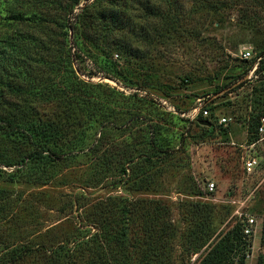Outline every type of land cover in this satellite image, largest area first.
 Masks as SVG:
<instances>
[{"label": "rangeland", "instance_id": "1", "mask_svg": "<svg viewBox=\"0 0 264 264\" xmlns=\"http://www.w3.org/2000/svg\"><path fill=\"white\" fill-rule=\"evenodd\" d=\"M93 1L0 0V264H264V69L244 56L264 55V0H97L76 19ZM111 2L129 30L106 41L100 13ZM70 79L89 102L70 100ZM207 96L214 116L201 127L200 113L188 115ZM5 115L47 124L51 137H7ZM33 141L70 152L40 155ZM109 196L136 213L125 236L121 218L99 212Z\"/></svg>", "mask_w": 264, "mask_h": 264}, {"label": "trees", "instance_id": "2", "mask_svg": "<svg viewBox=\"0 0 264 264\" xmlns=\"http://www.w3.org/2000/svg\"><path fill=\"white\" fill-rule=\"evenodd\" d=\"M94 1L91 4L84 6L79 13L77 12L76 19H78V18L80 19L83 16V14H86L87 11L90 8H92L94 6V4L97 2V0H94ZM75 2L77 3L78 0H75ZM111 5H112L111 7H108L106 10L104 9L105 11L100 13L102 15L101 20L106 21V24L108 26V28H105L106 30L104 32V37H105L104 40H106V41L110 40L109 36L111 33L110 34L107 33L108 31L112 32V30H115L114 32L117 34L119 31H124V33H126L129 30V27L126 26L128 24V20L124 19L121 16L122 11L116 10L117 9L116 3L111 2ZM183 6H184L183 4H179V2L177 3V7L182 8ZM6 19L7 20H13V21H21V22L28 20L27 17L24 16L22 13L9 14ZM91 21L93 22V20H91ZM95 23L99 24V21L96 20ZM68 26H70V28H72L74 30L76 25L74 22H71ZM15 37L17 39L16 44H18V45H20V43H22L21 46L26 47L27 44L29 43V40L27 39L28 37L22 36V38H20L17 35ZM124 37H125L124 34H122V37H121V40L119 43L120 47L122 49L123 48H129V49L131 48V50H132V47L130 46V44H128L127 37L126 38H124ZM6 42L7 43L5 46L7 48L8 47L10 48L15 44L13 39L8 40ZM25 42H28V43H25ZM28 49L30 50L31 48L29 47ZM5 51H6V49H4V52ZM94 61L96 62V60H94ZM129 61L130 60H128V62ZM72 62H73V60L67 54V68L70 72V76H73V73H74L73 67H72ZM97 63H98L97 68L99 70L105 71V70L111 69V67H112V62H111V60H109L107 58L106 54H104V57L101 58L100 63L99 62H97ZM260 63H261V68L259 67L257 72H259V70H261V69H264V65H263L264 59ZM67 85L69 87L73 88L75 86V83L73 80L70 79L67 82ZM6 86L9 90V92L13 95L23 96L26 98H33V97L38 96L37 92H35L33 89H24L22 87H19V86L15 87V86L10 85V84H7ZM0 93H1V91H0ZM38 93H39V95H42L41 97L44 98L43 91H39ZM69 93H70V95H69L70 100L75 102V103H79V102L86 103V102H89V100H90V98L84 97L83 92L77 88L71 89L69 91ZM208 98H209V96H208ZM154 103L156 105H158L159 102L158 103L154 102ZM206 107L209 111V115L203 116L200 113L201 119H196L197 123L199 122L198 124L201 127H206L204 124H201V123H203L205 121L209 122V120L214 116V113L212 112V109H211L212 103L207 102ZM260 118H261L260 116H256L251 120V122H249L248 131L253 130L255 126L257 128V126L260 124ZM3 123L5 126L6 135H7V137H10V138L13 136H19V137L26 136L27 138L32 137V136H35V137L40 136L43 139H45V138L48 139L51 137L49 126L47 124L38 125V123H36V122L17 124V123H15L14 120H12L7 115H5L3 117ZM33 146H34L33 151H35V153L42 155L44 152L48 151V152H51L52 156H57V158H60L62 155L68 154L70 152L68 149L69 148L68 145H66L63 148L62 146H59V145L57 146V143H55V147L53 149L50 148L49 146H45V143H41V142L40 143H34V141H33ZM34 157H35L34 152L29 153L26 157H23L22 159H20V161L18 163H14V164H16L17 169H18L19 166H22L26 163L27 159H34ZM144 159L146 161H148V160H151V157L150 156H144ZM118 168H119V172L121 174H126L128 171V166L125 164H120V165L118 164ZM13 176H14V174H13ZM126 200H127L126 198H122V202L117 203L115 200V197L109 196V197H107L105 202L101 203L103 205H101L99 207V212H100L102 217H109V216L117 215V218H121L122 222L120 223V230H117V231H119L120 236H125V231H126L125 226L129 220V217L136 214L134 212L130 214L131 207L128 206L129 203ZM123 202H125V203H123ZM134 210L136 211V209H134ZM150 212H152V213L149 214V225H147V230L148 231H155L154 225L158 221V215H157V213H155V211H150ZM116 213H118V214H116ZM107 224H110V223L107 222ZM204 226H206V225H204ZM242 231H243V227L241 225V232ZM238 243H241V242L239 241ZM153 247H154V245H153ZM151 249L155 250L152 247H151ZM238 263L244 264V255H242L239 258ZM260 263H262V262L258 261L257 264H260Z\"/></svg>", "mask_w": 264, "mask_h": 264}, {"label": "built area", "instance_id": "3", "mask_svg": "<svg viewBox=\"0 0 264 264\" xmlns=\"http://www.w3.org/2000/svg\"><path fill=\"white\" fill-rule=\"evenodd\" d=\"M244 56H245V58H251V57L255 58L256 66L258 64H260V62L264 59V55H262V54H260V55H258L256 57H253L254 55H252V51H250V50H246L244 52ZM207 98H208V96H207ZM209 100H210V98H208L204 102H201L198 99L196 105L192 108V111L189 113L188 116L194 118L198 113H201L203 116L209 115V111H208V109L206 107L207 102ZM159 101H161V99ZM161 102L163 103L164 101H161ZM228 122H229V118L228 117L222 116V117L219 118V123L221 125H227ZM206 123H207L206 121L203 122V124H206ZM258 129H259V131H263L264 130V124L263 123L260 124ZM256 165H257V161H256L255 158H248L244 162V168H245V170L247 172H251ZM213 189H214V183L211 182V183H209L207 190L208 191H212ZM254 227H255L254 218L248 217L245 220L244 224H243V232H244V234L251 235L252 233H254L253 232L254 231Z\"/></svg>", "mask_w": 264, "mask_h": 264}]
</instances>
